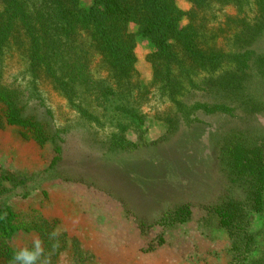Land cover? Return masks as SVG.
Wrapping results in <instances>:
<instances>
[{
  "label": "trees",
  "instance_id": "16d2710c",
  "mask_svg": "<svg viewBox=\"0 0 264 264\" xmlns=\"http://www.w3.org/2000/svg\"><path fill=\"white\" fill-rule=\"evenodd\" d=\"M137 36L152 45L146 55L151 87L168 103L153 112L167 126L164 139H173L182 124L199 129L201 116L232 118L238 111L264 118V0H91L85 8L81 0H0V127L17 125L39 144L52 141L59 162L66 130L56 126L39 86L49 87L90 124H101L109 106L137 116L136 106L150 94L140 90ZM9 62L19 73L5 83ZM204 139L194 151V174L211 178L212 195L202 206L227 230L233 259L244 263L256 246L246 228L248 215L264 213V133L215 127ZM84 171L92 177L96 169L87 160ZM125 187L108 192L127 194ZM190 206H168L160 219L183 221ZM7 217L0 208L1 235L11 234ZM31 229L52 262L63 238L53 250L46 220L33 221ZM16 250L3 247L0 261L9 264ZM252 258L250 264H264V248Z\"/></svg>",
  "mask_w": 264,
  "mask_h": 264
},
{
  "label": "rangeland",
  "instance_id": "374dc122",
  "mask_svg": "<svg viewBox=\"0 0 264 264\" xmlns=\"http://www.w3.org/2000/svg\"><path fill=\"white\" fill-rule=\"evenodd\" d=\"M90 3L81 0L84 8ZM180 5L188 9L187 3ZM136 41L140 90H150L148 101L136 106L137 116L109 106L99 116L101 124H90L49 87L39 86L56 126L66 130L59 162L52 141L39 144L17 125L0 127V208L6 217L8 210L12 214L7 217L11 234H0V250L31 247L32 238L39 236L31 229L33 221L43 219L61 230L64 241L50 264H250L264 248V213L248 215L246 228L256 236V246L250 259L236 262L227 230L202 206L211 202V178L202 181L201 174H194V151L215 127L261 135L264 118L238 111L232 118L201 116L199 129L182 124L173 139H164L167 126L153 118L154 107L162 111L168 106L151 87L146 55L153 48L148 38L137 36ZM7 70L5 83L19 73L12 62ZM87 160L96 169L92 177L85 175ZM149 179L160 184L153 187ZM123 186L127 194L108 192ZM185 202L191 205L185 220L160 219L168 206Z\"/></svg>",
  "mask_w": 264,
  "mask_h": 264
},
{
  "label": "clouds",
  "instance_id": "9594fccd",
  "mask_svg": "<svg viewBox=\"0 0 264 264\" xmlns=\"http://www.w3.org/2000/svg\"><path fill=\"white\" fill-rule=\"evenodd\" d=\"M61 230L54 227L47 237L52 241V249L59 247ZM9 264H50V255L45 252L44 241L39 236H34L31 247L24 246L14 251Z\"/></svg>",
  "mask_w": 264,
  "mask_h": 264
}]
</instances>
